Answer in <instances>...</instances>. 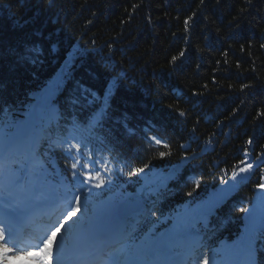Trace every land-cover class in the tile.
I'll return each instance as SVG.
<instances>
[{
  "label": "trees",
  "instance_id": "trees-1",
  "mask_svg": "<svg viewBox=\"0 0 264 264\" xmlns=\"http://www.w3.org/2000/svg\"><path fill=\"white\" fill-rule=\"evenodd\" d=\"M71 164L147 205L129 251L198 227L202 254L264 264V0H0V171L30 197Z\"/></svg>",
  "mask_w": 264,
  "mask_h": 264
},
{
  "label": "rangeland",
  "instance_id": "rangeland-1",
  "mask_svg": "<svg viewBox=\"0 0 264 264\" xmlns=\"http://www.w3.org/2000/svg\"><path fill=\"white\" fill-rule=\"evenodd\" d=\"M54 113V108L50 109L48 116H52ZM38 132V131H37ZM2 183V182H1ZM3 187L6 185L2 183ZM91 206L89 208H84L77 206L71 211L67 212L64 218L57 223V227L51 229L50 233H47L39 244L32 247H26L25 249L21 247L22 245L16 247L14 245L3 242L0 233V264H54L55 259H60L62 252L66 245V240H68L72 234V229L79 224V221H83L85 224L93 216V210H95L96 203H102L104 198L99 193H94L89 199ZM47 201V198L46 200ZM32 204V203H29ZM105 207H111L113 201L106 200L104 202ZM29 205L26 206L25 212L20 214H27ZM7 223V221H4ZM79 235V234H77ZM206 259L203 258L198 264H205ZM218 259L214 258L210 264H217ZM132 264H139L133 262Z\"/></svg>",
  "mask_w": 264,
  "mask_h": 264
}]
</instances>
